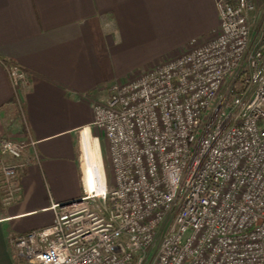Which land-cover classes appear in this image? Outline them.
Here are the masks:
<instances>
[{"label": "built area", "instance_id": "2783aa9c", "mask_svg": "<svg viewBox=\"0 0 264 264\" xmlns=\"http://www.w3.org/2000/svg\"><path fill=\"white\" fill-rule=\"evenodd\" d=\"M215 6L210 38L92 104L112 181L10 237L17 264H264V16L253 36L255 2ZM3 66L22 108L26 70ZM31 161L34 141L0 139L4 201Z\"/></svg>", "mask_w": 264, "mask_h": 264}, {"label": "crops", "instance_id": "0c3cea01", "mask_svg": "<svg viewBox=\"0 0 264 264\" xmlns=\"http://www.w3.org/2000/svg\"><path fill=\"white\" fill-rule=\"evenodd\" d=\"M218 22L215 0H0V139L32 140L38 156L12 199L0 187V264H17L10 237L50 225L52 203L84 194L83 133L97 139L92 104L109 85L204 42ZM3 62L26 70L22 108Z\"/></svg>", "mask_w": 264, "mask_h": 264}, {"label": "bare ground", "instance_id": "6f19581e", "mask_svg": "<svg viewBox=\"0 0 264 264\" xmlns=\"http://www.w3.org/2000/svg\"><path fill=\"white\" fill-rule=\"evenodd\" d=\"M82 155H83V177L86 189L88 191H96L97 193L104 190V171L99 155L98 140L92 138L88 129H84L82 139Z\"/></svg>", "mask_w": 264, "mask_h": 264}, {"label": "rangeland", "instance_id": "374dc122", "mask_svg": "<svg viewBox=\"0 0 264 264\" xmlns=\"http://www.w3.org/2000/svg\"><path fill=\"white\" fill-rule=\"evenodd\" d=\"M252 1L255 2V5H256L255 12L252 13L251 15L252 18L250 20L251 32H252V35L254 36L257 32L258 26L260 25V21L262 20L264 16V0H252ZM128 80L130 79H127L125 81H128ZM115 83H120V82H115ZM92 135L94 137H97L98 146H99V155H100L101 164H102L103 171H104V180H105L106 185H109L112 181V170H111L110 159H109L108 144L106 142V139L104 138V132L98 128H95L94 133ZM96 202H99L98 199L96 200Z\"/></svg>", "mask_w": 264, "mask_h": 264}]
</instances>
